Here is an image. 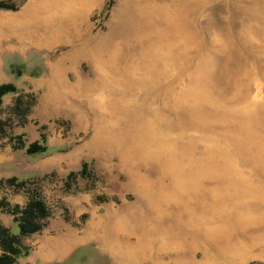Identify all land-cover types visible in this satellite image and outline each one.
<instances>
[{
	"label": "rangeland",
	"instance_id": "obj_1",
	"mask_svg": "<svg viewBox=\"0 0 264 264\" xmlns=\"http://www.w3.org/2000/svg\"><path fill=\"white\" fill-rule=\"evenodd\" d=\"M56 1L0 0V221L51 211L17 264L264 263V0Z\"/></svg>",
	"mask_w": 264,
	"mask_h": 264
},
{
	"label": "trees",
	"instance_id": "obj_2",
	"mask_svg": "<svg viewBox=\"0 0 264 264\" xmlns=\"http://www.w3.org/2000/svg\"><path fill=\"white\" fill-rule=\"evenodd\" d=\"M0 8H11L14 6L0 2ZM10 66L9 72L13 74L17 72L16 76L21 75L24 69L16 70ZM16 86L11 83L0 84V106L2 104V97L9 93H14ZM22 97L16 98L12 110H21ZM22 117V116H21ZM6 121L0 118V137L7 135L5 132ZM9 141L12 143L14 149H24L27 155H35L40 153H46L52 151L53 148H49L46 145L45 133L40 134L38 141L30 142L26 144L20 135L8 136ZM15 178H9L7 181H14ZM10 213L14 215L13 222L16 224L17 231L12 232L10 227H6L0 221V264H17L21 257L26 256L29 253V246L26 245L22 238L31 234L41 231L48 221L51 215L50 208L46 202L38 197L31 196L24 207L19 208L14 206L11 208ZM251 264H264V263H251Z\"/></svg>",
	"mask_w": 264,
	"mask_h": 264
},
{
	"label": "bare ground",
	"instance_id": "obj_3",
	"mask_svg": "<svg viewBox=\"0 0 264 264\" xmlns=\"http://www.w3.org/2000/svg\"><path fill=\"white\" fill-rule=\"evenodd\" d=\"M60 5V4H59ZM54 8H53V7ZM56 7H58L57 5V1L56 0H30L29 5L26 7V9L24 10V19H35V17H38L37 14H39L38 12L41 11H47V12H51V15L57 14V9ZM45 14V13H44ZM240 145V144H239ZM173 165V164H172ZM200 169V168H199ZM208 170V169H207ZM206 170V173H207ZM173 172V171H172ZM179 176V175H178ZM202 176V175H201ZM171 180V179H170ZM201 180V179H200ZM172 182V181H170ZM217 182V181H216ZM197 184V183H196ZM199 184V183H198ZM218 184V182H217ZM198 186V185H197ZM199 187V186H198ZM197 187V188H198ZM149 197V195H148ZM147 198V197H146ZM163 200H167V198H161ZM150 206V205H149Z\"/></svg>",
	"mask_w": 264,
	"mask_h": 264
},
{
	"label": "clouds",
	"instance_id": "obj_4",
	"mask_svg": "<svg viewBox=\"0 0 264 264\" xmlns=\"http://www.w3.org/2000/svg\"><path fill=\"white\" fill-rule=\"evenodd\" d=\"M15 202H18V203H21V204L23 203L22 199L19 198V197L16 198V201Z\"/></svg>",
	"mask_w": 264,
	"mask_h": 264
}]
</instances>
